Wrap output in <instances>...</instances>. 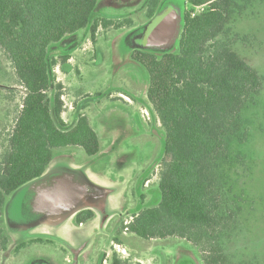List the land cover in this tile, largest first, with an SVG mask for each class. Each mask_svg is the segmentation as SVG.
I'll return each instance as SVG.
<instances>
[{
  "label": "trees",
  "instance_id": "16d2710c",
  "mask_svg": "<svg viewBox=\"0 0 264 264\" xmlns=\"http://www.w3.org/2000/svg\"><path fill=\"white\" fill-rule=\"evenodd\" d=\"M99 1L0 0V51L24 90L0 158L2 251L8 239L1 225L11 194L42 176L58 150L80 148L85 161L102 150L85 115H78L76 123L66 129L61 119L62 87L53 86L49 73L56 64L50 61V46L87 28L93 38L97 28L112 25L96 15ZM162 1H146L148 23L161 13ZM187 3L191 8L181 18L178 53H171V46L160 57L145 49L130 53L131 60L147 73V101L158 117L164 140L159 202L134 213L124 229L142 240H184L198 250L203 264H227L223 243L235 232L243 207L224 170L245 167L243 158L232 157L230 145L235 138L240 140L241 112L259 95L262 80L228 43L219 40L230 15L243 2ZM197 7L204 10L195 14ZM94 217L92 210L80 211L74 223L84 224ZM25 246L21 243L17 250Z\"/></svg>",
  "mask_w": 264,
  "mask_h": 264
},
{
  "label": "rangeland",
  "instance_id": "374dc122",
  "mask_svg": "<svg viewBox=\"0 0 264 264\" xmlns=\"http://www.w3.org/2000/svg\"><path fill=\"white\" fill-rule=\"evenodd\" d=\"M146 1L100 0L95 13L110 20L111 26L97 28L93 38L89 28L78 31L49 48L50 61L56 63L50 67V78L53 86L62 87L61 119L66 129L78 115H85L102 150L89 161H84L80 148L58 150L47 171L58 167L82 171L77 166L88 162L86 167L99 174L97 185L111 195L101 211L90 209L95 217L82 225L70 216L61 227L44 223L16 231L9 228L3 213L1 226L8 244L0 250V264H203L198 250L184 240H142L124 229L138 210L158 204L163 165L164 132L147 101L148 76L130 58L132 50L144 49ZM237 1L243 2L241 8L230 15L219 40L257 72L262 88L242 110L240 140L235 138L230 145L232 157L243 158L245 167L231 166L224 173L243 210L223 249L227 264H264V0ZM162 2L160 14L172 9L180 20L191 8L187 0ZM203 10L193 9L195 14ZM178 40L171 53H178ZM145 50L157 57L166 51ZM52 95L53 87L50 99ZM23 97L12 65L0 51V158ZM37 237L42 241L28 242ZM62 238L68 239L67 245ZM21 243L26 246L17 250Z\"/></svg>",
  "mask_w": 264,
  "mask_h": 264
},
{
  "label": "water",
  "instance_id": "95a60500",
  "mask_svg": "<svg viewBox=\"0 0 264 264\" xmlns=\"http://www.w3.org/2000/svg\"><path fill=\"white\" fill-rule=\"evenodd\" d=\"M181 22L172 9L153 18L143 33L144 49L170 47L180 36ZM108 195L107 189L81 171L58 167L14 191L4 206V216L10 229L28 231L44 223L59 224L86 208L101 211Z\"/></svg>",
  "mask_w": 264,
  "mask_h": 264
},
{
  "label": "crops",
  "instance_id": "0c3cea01",
  "mask_svg": "<svg viewBox=\"0 0 264 264\" xmlns=\"http://www.w3.org/2000/svg\"><path fill=\"white\" fill-rule=\"evenodd\" d=\"M100 2V1H99ZM98 2V3H99ZM98 5V4H97ZM96 8H97V6H96ZM95 12H96V10H95ZM84 160V159H83ZM85 161V160H84ZM87 163L88 162H85V163H82V164H80V165H78L77 167H79V168H83V170L81 171L84 175H85V177L89 180V181H91V182H93L94 184H99L98 182H96L97 180V177H98V173H95V172H93V171H91V170H89L86 166H87ZM108 191H109V195L107 196V198L111 195L110 194V190L109 189H107ZM84 210H90V209H84ZM84 210H82V211H84ZM95 211V213H96V210H94ZM77 214V213H76ZM76 214H74V215H72V217L73 216H75ZM67 221H68V219H65L64 221H62V222H60L59 224H57L58 225V227H61V226H63L64 224H66L67 223ZM80 225H82V224H80ZM63 239V238H62ZM63 240H65V241H63L66 245H67V242H69L68 241V239H63Z\"/></svg>",
  "mask_w": 264,
  "mask_h": 264
}]
</instances>
